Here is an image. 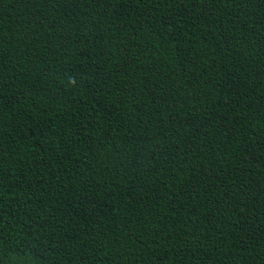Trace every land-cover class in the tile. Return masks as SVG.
Segmentation results:
<instances>
[{
    "label": "trees",
    "instance_id": "16d2710c",
    "mask_svg": "<svg viewBox=\"0 0 264 264\" xmlns=\"http://www.w3.org/2000/svg\"><path fill=\"white\" fill-rule=\"evenodd\" d=\"M0 264H264V0H0Z\"/></svg>",
    "mask_w": 264,
    "mask_h": 264
}]
</instances>
